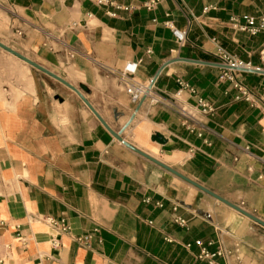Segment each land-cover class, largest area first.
<instances>
[{"label": "crops", "instance_id": "obj_1", "mask_svg": "<svg viewBox=\"0 0 264 264\" xmlns=\"http://www.w3.org/2000/svg\"><path fill=\"white\" fill-rule=\"evenodd\" d=\"M145 1L0 0V41L79 88L134 148L264 220V74H242L250 99H237L212 42L261 67L264 32L230 19L263 14L264 0ZM129 62L136 86L161 71L139 110ZM179 79L197 94L178 96ZM95 229L90 247L76 241ZM196 241L224 251L218 264H264V225L116 139L77 93L0 47V264H209Z\"/></svg>", "mask_w": 264, "mask_h": 264}, {"label": "built area", "instance_id": "obj_2", "mask_svg": "<svg viewBox=\"0 0 264 264\" xmlns=\"http://www.w3.org/2000/svg\"><path fill=\"white\" fill-rule=\"evenodd\" d=\"M98 5H105L110 3V0H92ZM165 0H146L144 6L153 10L157 8L161 3ZM208 8H206L207 10ZM230 24L232 28L236 31H241L248 33L251 36H255L261 32H264V13L261 15H234L230 19ZM166 25L170 26L174 32V35L180 45H185L188 41L187 31L176 28L171 21H167ZM19 34H22V31H18ZM212 42L214 44V55L216 57L215 63L221 67V79L229 80L232 82L235 89L238 90L239 95L236 97L237 99H250L249 90L247 86L242 82L240 76L244 73L250 72L252 69L264 71V49L261 51L260 56L262 59L261 67H254L251 62L245 61L239 58L236 54L227 50L221 42L217 38H212ZM139 62H129L123 72L124 77L127 82L130 83L127 87V93L131 96V99L135 103H139L143 97H148L151 93L152 88H150L151 83L149 85L138 84L137 86L134 84V74L136 73ZM130 79V80H129ZM178 83L180 85L179 90L177 91V95H182L185 91H188L194 95L197 94V90L190 86L185 81L179 79ZM198 105L200 106L202 112L204 114L214 112V107H212L205 99L199 97ZM184 111V117L188 118L192 116V113ZM161 206V203H157ZM46 222L54 229L58 230L61 234H66L71 232V226L65 218L57 219L54 217H46ZM174 221L179 225L186 227L187 220L183 217L177 216ZM98 231L95 229L94 231L82 235L76 236V241L80 244L90 247L91 240L94 234ZM57 245V241L54 242ZM196 244L202 246L201 253L199 257L201 259H206L209 264H218L216 261V257L220 256L224 253L223 250H218L217 252H211L207 249V247L203 246L201 241H196ZM190 247L191 244L188 243L186 245ZM42 264V263H39Z\"/></svg>", "mask_w": 264, "mask_h": 264}, {"label": "water", "instance_id": "obj_3", "mask_svg": "<svg viewBox=\"0 0 264 264\" xmlns=\"http://www.w3.org/2000/svg\"><path fill=\"white\" fill-rule=\"evenodd\" d=\"M0 47L9 51L10 53L16 55L17 57L21 58L22 60L26 61L27 63H29L30 65H32L33 67H35L38 70L43 71L44 73H46L47 75L53 77L54 79H56L57 81L63 83L64 85H66L68 88H70L71 90H73L75 93H77V95L84 101V103L91 109V111L94 113V115L101 121V123L114 135V137L116 139H118L119 141H121L122 143H124L125 145H127L128 147L133 148L135 151H137L138 153H140L141 155H143L144 157L150 159L151 161L155 162L156 164L164 167L165 169L171 171L172 173L178 175L179 177H181L182 179L190 182L191 184L195 185L196 187H198L199 189L203 190L204 192L212 195L213 197H215L216 199L226 203L227 205L233 207L234 209L240 211L241 213H243L244 215L250 217L251 219H253L254 221L264 225V220L260 219L259 217L255 216L254 214L246 211L244 208L240 207L237 204H234L230 201H228L227 199H225L224 197L218 195L217 193L211 191L210 189L206 188L205 186H203L202 184L198 183L197 181L183 175L182 173H180L179 171H177L176 169L172 168L171 166L167 165L166 163L162 162L161 160L157 159L156 157L149 155L148 153H146L145 151H142L140 149L134 148L128 141H126L124 139V137L122 136V131H116L114 130L108 123L107 121L102 117V115L97 111V109L92 105V103L87 99V97L85 96V94L79 89L77 88L75 85H73L72 83H70L69 81H67L65 78H63L62 76H60L59 74L53 72L52 70L44 67L43 65L37 63L36 61L32 60L31 58L27 57L26 55L20 53L19 51L15 50L14 48L10 47L9 45L5 44L4 42L0 41ZM161 72V71H160ZM160 72L154 77V79L152 80L151 86L150 88L153 87V85L155 84ZM250 72H254V73H260V74H264V71H260V70H255L252 69ZM146 96L142 98V100L139 102L137 110H139V108L141 107V105L144 103V101L146 100ZM134 116L131 117V119H133Z\"/></svg>", "mask_w": 264, "mask_h": 264}]
</instances>
